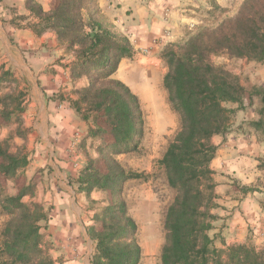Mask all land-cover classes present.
I'll use <instances>...</instances> for the list:
<instances>
[{"label":"trees","instance_id":"obj_1","mask_svg":"<svg viewBox=\"0 0 264 264\" xmlns=\"http://www.w3.org/2000/svg\"><path fill=\"white\" fill-rule=\"evenodd\" d=\"M29 20L24 27L35 35L52 32L73 56L69 78L74 97L68 102L81 121L87 123L85 138L97 158H88L75 179L88 198L94 190L107 195L87 226L94 242L91 264H140L141 247L137 224L124 198V186L140 178L126 170L117 156L138 150L144 133V118L137 95L116 73L123 59L135 52L129 38L105 17L98 0H53L45 10L39 0H24ZM31 19V20H30ZM9 24H13L10 22ZM264 61V0H243L232 16L217 25H202L188 31L180 41L164 45L166 65L162 86L179 128L158 159L165 183L174 193L163 218L164 243L161 264H264V245L247 243L216 246L209 235L217 216L214 170L216 135L231 131L232 117L242 110L243 99L256 100V120L247 125L264 132V86L248 89L239 77L210 61L211 55ZM0 71V88L10 78ZM80 81H84L76 87ZM57 99L63 100L61 97ZM227 103L236 107H227ZM18 96L0 94V120L16 124L14 136L24 138ZM13 136L0 138V179L12 178L28 164L27 154L11 147ZM33 184L6 194L0 186V211L7 216L0 232V264H55L43 246L41 222L48 210L33 196ZM241 194L258 191L238 185ZM264 205V201H263Z\"/></svg>","mask_w":264,"mask_h":264},{"label":"rangeland","instance_id":"obj_2","mask_svg":"<svg viewBox=\"0 0 264 264\" xmlns=\"http://www.w3.org/2000/svg\"><path fill=\"white\" fill-rule=\"evenodd\" d=\"M102 1V6H99L105 17L119 32L129 38L134 47L133 56L121 61L116 78L122 80L137 95L144 118V133L138 150L117 156L118 161L126 170L141 174L140 178L129 180L125 184L124 198L128 211L137 224L136 236L141 247L140 264H161L160 252L165 235L163 218L166 207L171 202L174 193L167 187L163 170L158 166L157 161L179 128L178 115L171 109L166 91L162 86V77L167 68L161 58V51L165 44L180 41L188 31L195 27L206 24L217 25L224 17L234 15L243 0H168V4L162 7V20L171 19L175 24L170 28L166 27V24L163 25L160 35L155 37L151 44L138 47L134 46L137 38L133 32H130L132 28H125V22L120 24L119 19H130L129 15L132 12L133 6L131 7V5L133 2L141 3L144 6L148 3L146 1L150 0ZM52 2L53 0H47L49 7ZM128 4L129 7L126 6ZM14 5L13 3L5 11H1L4 23L13 22L10 25L18 28L24 27L29 20L21 19L20 17L26 15L18 5ZM110 6L111 9H109ZM122 6H125V13L124 9L120 8ZM180 13H183L181 18L178 17ZM23 60L24 58L17 48L14 38L6 29L1 28L0 71L9 70L11 76L3 83L0 94L18 96L22 101L25 109L21 114V121L25 137L20 138L13 135L16 124L0 120V138L12 134V149L18 148L25 152L28 164L16 176L1 178L0 186L6 194L13 195L23 185L30 183L34 185L33 196L24 197L23 200L27 202L37 201L42 204L44 209L48 210V220L41 222V232L44 234L43 246L55 264H64L75 258L78 259V257L81 260L85 254V259L91 264L94 242L87 234L86 228L92 224L93 214L106 204L107 195L102 191L94 190L86 198L84 193L78 190L75 179L79 170L86 164L87 159L97 158V154L91 147V140L85 138L86 134L69 135L70 130L68 128L72 122L69 124L65 122L62 128L63 139L58 143V132L50 131L46 121L48 115L45 107L49 98L42 94L38 79L31 73ZM210 61L216 65L224 66L237 75L247 89L253 85L264 86V61L256 62L246 58L229 57L226 53L211 55ZM52 70L51 65L46 66V72ZM68 84L71 86L70 89L68 87L64 89L62 86L50 98L61 97L68 101L69 97H74L73 84L69 77ZM82 84L84 81H80L76 87ZM231 105L235 104H226L227 107H236V105ZM255 109L256 100L251 101L245 97L242 110L236 111L232 117L233 128H236L235 125L241 122L242 117H246L247 114L250 115L251 111L254 113ZM72 113L78 119V122L73 125L75 127L77 125L78 131L76 132H80V127L86 129L87 132L89 125L81 121L73 109ZM45 135L46 137H42ZM260 139H264V135H261ZM69 157L74 158L69 159ZM255 160L254 165L247 166L248 169H251V173H249V177L245 174V179L250 181L246 185L253 186L262 192L264 191V155H259ZM68 161L72 162L70 166L73 170L65 165ZM65 171L68 172V175ZM216 174L218 175L216 176ZM214 176L220 181H225L223 172H215ZM243 179L230 178L229 176L234 191H239L238 185H242ZM58 189L61 192L65 189L71 190L76 197L74 202L75 213H71V217H73L71 224L76 230L77 240H81L83 249L81 254L78 244L75 243L76 239L69 238L66 240L62 236L52 238L48 231L54 225L55 228L59 229V223L62 222V219L53 220L54 212H56L55 206H58L62 200L61 204L63 205L61 206L68 205L70 202L69 197L71 195L64 196V193L57 192ZM59 195L61 198H58ZM237 195L235 194L233 197L237 199ZM6 220L7 216L0 211V232ZM255 235L252 228L248 227L245 243L260 248L264 245V238L255 241L253 237ZM212 237L216 246H221V241L225 242L220 233H216Z\"/></svg>","mask_w":264,"mask_h":264},{"label":"crops","instance_id":"obj_3","mask_svg":"<svg viewBox=\"0 0 264 264\" xmlns=\"http://www.w3.org/2000/svg\"><path fill=\"white\" fill-rule=\"evenodd\" d=\"M23 2L24 0H0V29H6L10 36L14 38L16 46L24 58L23 61L26 62L31 73L38 79V85L42 94L49 98L45 107L48 115L46 121L50 131L58 132V143L63 139L64 132H62V128L65 122L67 124L72 122L68 128L70 130L69 135H85L86 129L84 130L83 127H80V132H76L78 131L77 125L76 127L73 126L74 123L78 122V119L74 117L69 102L50 98L62 86L64 89H67V87L70 89L71 86L68 84V65L73 60L72 54L56 40L52 32L48 31L37 36L29 28H18L10 25L9 22L4 23L1 11H5L8 6L14 3V6L18 5L22 9V12L26 13L27 11L24 8ZM39 2L45 10L49 9L47 0H39ZM98 2L102 6L103 1L98 0ZM146 2L148 3L144 6L141 3L133 2V5H131V7L133 6L132 12L129 15L130 19H119L120 24H124L123 22H125V28H132L130 32H133L135 38H137L134 44L136 47L151 44L153 39L160 35L163 25L166 24V27L170 28L175 24L171 19L162 20V7L168 4V0H150ZM126 6L129 7V4ZM124 7L120 8L124 9ZM111 8L110 6L109 9ZM125 12L126 9H124ZM182 16L183 13L178 15L180 18ZM47 65H51L53 70L46 72ZM256 119V111L254 113L251 111L250 115L247 114L246 117H242L241 122L235 125L236 128L232 126L231 131L224 136L216 135L212 137V142L217 145V150L215 157L210 163V167L214 170V175L215 172H223L225 181H220L213 175L216 184L214 190L217 207L212 212L217 216V219L213 222V228L209 231V235L212 236L220 233V236L223 237L227 245L245 243L248 227L252 228L256 234L253 236L255 241L264 238V205L262 204L264 191L241 194L239 191L237 192L232 189L231 181H229V176L230 178H244L242 184H248L247 182L250 181L245 179V174L248 176L251 173V169H248L247 166L254 165L256 162L255 158H258L259 155H264V139H260V136L264 135V132L255 131L247 125L248 121ZM42 137H46V135ZM73 158L69 157V159ZM71 164L72 162L70 161L65 163L67 168L73 170L70 166ZM65 173L68 175L67 171ZM57 192L64 193V196L69 194L72 197H69L70 202L68 205L61 206L63 205L61 204L62 200L58 203V206H55L56 212H54L53 220L58 221L62 219V222L59 223V229L55 228L54 225L48 231L52 238L62 236L66 240L69 238L77 240V236L75 235L76 230L71 224L73 220L71 213H75L74 202L76 197L74 196V192L67 189L62 192L58 189ZM235 194H239L237 195V199L233 197ZM58 198H61V195ZM75 243L78 244L79 253L81 254L83 252L81 240H77ZM85 255L81 260L78 257V259L75 258L64 264H89L88 260L85 259Z\"/></svg>","mask_w":264,"mask_h":264}]
</instances>
